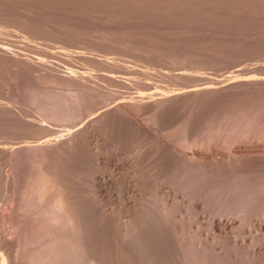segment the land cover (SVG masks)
<instances>
[{
    "label": "rangeland",
    "instance_id": "1",
    "mask_svg": "<svg viewBox=\"0 0 264 264\" xmlns=\"http://www.w3.org/2000/svg\"><path fill=\"white\" fill-rule=\"evenodd\" d=\"M151 92L168 99L146 110ZM248 139H264V0H0V264H264V162L159 143Z\"/></svg>",
    "mask_w": 264,
    "mask_h": 264
},
{
    "label": "bare ground",
    "instance_id": "2",
    "mask_svg": "<svg viewBox=\"0 0 264 264\" xmlns=\"http://www.w3.org/2000/svg\"><path fill=\"white\" fill-rule=\"evenodd\" d=\"M245 68V67H244ZM241 71V70H240ZM236 72V71H235ZM230 73V72H229ZM241 73V72H240ZM234 74V73H233ZM237 74H238V72H237ZM246 74V73H245ZM231 75V74H230ZM239 76V75H238ZM238 76L237 75H235V76H233V77H228V78H226V79H224L222 82H221V85H218V87H217V89H228L229 90V88H235L234 86H236V85H238V86H240V84H242V83H245V82H242V81H240L241 79H237L238 78ZM244 77V76H243ZM243 80V79H242ZM240 81V82H239ZM243 81H245V80H243ZM247 81V80H246ZM218 82V81H217ZM217 82H216V85H217ZM213 83V82H212ZM220 83V82H219ZM248 83V82H247ZM251 83V82H250ZM246 84V83H245ZM253 84V83H252ZM210 85V84H209ZM244 85V84H243ZM248 85V84H247ZM257 85V84H256ZM206 86V85H205ZM205 86H203L204 88H203V90L201 89V91H203V92H206V91H210V90H206L205 89ZM211 86H212V84H211ZM209 87V86H208ZM237 87V86H236ZM214 88V87H213ZM207 89H209V88H207ZM212 89V88H211ZM216 89V88H215ZM200 91V90H199ZM200 91V92H201ZM214 91V90H213ZM194 92H196V91H194ZM193 92V93H194ZM219 92V91H218ZM190 94V93H189ZM157 94L155 93V92H151V93H149L148 95H147V97L145 96V99H149L150 101L148 102V103H146L145 105V109L147 110V109H149L154 103H155V105H156V102L155 101H160V102H162L161 100H162V98H164L165 96H160L159 94H158V96H156ZM171 95V94H170ZM199 95V94H198ZM224 95V94H223ZM160 96V97H159ZM167 96V95H166ZM166 98V97H165ZM164 98V99H165ZM161 99V100H160ZM168 99V97L166 98V100ZM171 99H172V97H171ZM147 102V101H146ZM164 102H165V100H164ZM163 107V106H162ZM165 107V106H164ZM152 108H153V106H152ZM144 109V108H143ZM161 109V108H160ZM151 110V109H150ZM105 111H107V110H105ZM105 111H104V113H105ZM108 112H117V113H119V114H123V115H121L122 117L123 116H126L127 117V115L129 116L130 114H129V109L127 108V106H126V104L125 103H118V104H116L113 108H111L110 110H108ZM107 112V113H108ZM103 113V112H102ZM106 114V113H105ZM102 115V114H101ZM122 117H121V119H122ZM133 117V116H132ZM124 118V117H123ZM128 118H130V117H128ZM127 119V118H126ZM131 119V118H130ZM133 119V118H132ZM127 122V121H126ZM31 124H33V123H31ZM35 124V123H34ZM142 129H143V131H147V129L146 128H144L143 126H140ZM85 129H87L86 127H85ZM89 129V128H88ZM88 131V130H87ZM88 133H89V131H88ZM89 137V136H88ZM91 137H93V134L91 133ZM158 142V141H157ZM159 143L160 144H162L165 148H167L169 151H170V153H171V156L175 159V160H181V161H184V163L185 162H187L188 164H196V163H199V162H205V161H207V162H212L211 160H213V161H217V162H219L220 160L221 161H223V159L224 160H227V161H232L233 163L234 162H236L237 161V157L236 156H239V154L240 153H244L243 155L246 157L247 155L246 154H249L248 156H247V158L249 159L248 161H250V162H260L261 163V161H263L264 162V139H257V140H244V141H233V142H230L229 143V146H227L226 147V150H224V149H219V148H208V149H201L200 147H197L195 144H193V143H189L187 146H185L183 149L181 148H177V146L175 147L174 145H171V143H169V142H167V141H163V140H159ZM148 149V148H147ZM150 149V148H149ZM145 152H147L146 151V149H145ZM236 153H238V155L236 154ZM246 153V154H245ZM234 154H236V155H234ZM241 154V155H242ZM244 156H241V158L242 157H244ZM240 157V156H239ZM246 158V159H247ZM243 159H245V158H242V160ZM210 160V161H209ZM215 161V162H216ZM247 161V160H246ZM216 162V163H217ZM214 163V162H213ZM212 163V164H213ZM239 163V162H238ZM239 165V164H238ZM252 165V164H251ZM258 165V164H257ZM254 166V165H253ZM264 166V165H263ZM261 168H262V166H261ZM264 168V167H263ZM252 168H250V170H251ZM257 171V170H256ZM260 171V170H259ZM263 171H264V169H263ZM255 173V172H254ZM258 173H260V172H258ZM261 173H262V171H261ZM263 174H264V172H263ZM262 174V175H263ZM259 175V174H258ZM256 176V175H255ZM254 177V176H253ZM253 177H252V179H251V181H255V183L254 182H252V184L255 186V188H257V187H259V186H264V180H263V184L261 183L262 182V180H261V184L259 185V186H257L256 187V180H254L255 179V177H254V179H253ZM260 177V176H259ZM258 177V178H259ZM256 178H257V176H256ZM262 178H264V176L262 177ZM96 179H98V178H96ZM250 181V182H251ZM259 181V180H258ZM105 185V183H102V182H97V186H98V188H99V190H100V187H103ZM244 185H246V184H244ZM250 185V184H249ZM204 186V185H203ZM263 186H262V188H263ZM156 188H155V193H158L159 192V190H158V188H159V186H155ZM252 187V186H251ZM160 188H161V186H160ZM248 188V187H247ZM254 188V187H253ZM252 188V189H253ZM254 188V189H255ZM260 188V187H259ZM262 188H260V189H258V191L260 192V190L262 189ZM162 189V188H161ZM242 189V188H241ZM249 189H250V187H249ZM256 189V190H257ZM256 190H249V191H253V192H256V194H257V192L258 191H256ZM162 191V190H161ZM244 191V189L242 190V192ZM262 191V190H261ZM131 192V191H130ZM250 194H251V192H249ZM263 193H264V191H263ZM263 193H261V194H263ZM244 194H246V193H244ZM260 193H258L257 195H259ZM264 195V194H263ZM227 196V195H226ZM260 196V195H259ZM173 195H171L170 193H167L166 195H165V200H166V202H170L172 199H173ZM256 197V196H255ZM254 195L252 194L251 195V197H250V195H249V197H248V199L249 198H253V200H254ZM260 198H261V196H260ZM260 198H259V200H260ZM247 200V199H246ZM250 200V199H249ZM257 199H255V203L253 204V206L254 207H256L257 206V203H259L260 201H256ZM264 200V199H263ZM263 200H261V202L263 201ZM252 201V200H251ZM220 202V201H219ZM224 202V201H223ZM247 202V201H246ZM249 202V201H248ZM253 202V201H252ZM252 202H250V203H252ZM221 203H222V201H221ZM249 203V204H250ZM243 204V203H242ZM246 204V203H245ZM248 204V205H249ZM260 204V203H259ZM264 204V203H263ZM263 204H261V205H263ZM194 205V207L196 208H198L199 206H201V204H198V203H194L193 204ZM219 207L221 206L219 203L217 204ZM223 205V204H222ZM264 206V205H263ZM196 208V209H197ZM200 208V207H199ZM249 208H252L251 206L249 207ZM263 208V212H264V207H262ZM262 208H260L259 207V210H261ZM225 209V208H224ZM231 209V208H230ZM243 209V208H242ZM246 209V208H245ZM249 210V209H248ZM257 210V213L258 214H260V211L258 210V209H256ZM218 211V210H217ZM225 211V210H224ZM249 211H251V210H249ZM248 211V212H249ZM255 211V210H254ZM259 211V212H258ZM216 212V211H215ZM227 212H229V210L227 211ZM227 212H225V214L227 213ZM245 212V211H244ZM246 212H247V210H246ZM218 213H220V212H218ZM221 213H224V212H221ZM220 213V217L219 218H216V219H214L213 221H212V225H214L215 227H216V229L218 230V232L219 233H222V232H224L225 230H230V232H231V230H232V228L234 227L233 225L235 224V222H234V219L233 218H231L229 215L230 214H232V213H229V215H225L224 217H226V218H222V215L223 214H221ZM251 213V212H250ZM254 213H256V211L254 212ZM253 213V214H254ZM248 214V213H247ZM218 215V214H217ZM261 215L263 216V214L261 213ZM229 216V217H228ZM232 216V215H231ZM260 216V215H259ZM254 217V216H253ZM235 218V217H234ZM238 218V217H237ZM261 219V218H260ZM256 220V219H255ZM240 222V221H239ZM233 226V227H232ZM236 226V225H235ZM238 226V225H237ZM256 227H257V229L259 230V231H263L264 232V223L260 220L257 224H256ZM225 233V232H224ZM215 236V235H214ZM215 238V237H214ZM219 238V237H218ZM224 238V237H223ZM209 239H211V241H214V239H213V237L212 238H209ZM213 239V240H212ZM215 240H217V239H215ZM210 241V240H209ZM225 241V244H227V246L228 245H232V246H234V245H236L237 243H236V241L235 240H231V239H229V237H225V240H223V242ZM214 243V242H213ZM217 243H219V242H217ZM242 243V242H241ZM196 244V243H195ZM208 244V243H207ZM224 244V245H225ZM198 246H196V248H197V250H196V254H197V251L198 252H201L202 251V253L203 254H205V252L206 251H208V248L207 249H204L203 250V248L205 247L206 248V246H204L205 245V242L204 243H198L197 244ZM211 245V244H210ZM219 245V244H218ZM195 246V245H194ZM199 247V248H198ZM212 247V246H211ZM221 247H222V245H221ZM212 250H214L215 249V247L214 248H211ZM227 249V248H226ZM201 250V251H200ZM261 250V248L259 247V248H256V249H254L253 250V253L255 254H257V253H259V251ZM262 250H264V249H262ZM191 251V250H190ZM231 252H232V250H231ZM191 253V252H190ZM190 253H188V254H190ZM222 253H223V257L221 258L222 260V263L221 264H236V262H234L235 260L233 259V256H232V254L228 251V252H226V251H222ZM206 255V254H205ZM219 255V254H218ZM208 256V255H207ZM211 256V255H210ZM210 256L208 257V258H210ZM214 256V255H213ZM196 257V256H195ZM205 256H203V258H204ZM220 257V256H219ZM206 258V257H205ZM207 258V259H208ZM192 260V259H191ZM210 260H212V259H210ZM194 261V260H193ZM190 262V261H189ZM214 262V261H213ZM216 262V261H215ZM246 262V261H245ZM244 262V263H245ZM188 263V262H187ZM193 263V262H192ZM189 264V263H188ZM191 264V263H190ZM195 264V263H194ZM203 264H209V261H208V263H203ZM217 264V263H216Z\"/></svg>",
    "mask_w": 264,
    "mask_h": 264
}]
</instances>
